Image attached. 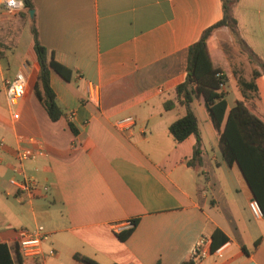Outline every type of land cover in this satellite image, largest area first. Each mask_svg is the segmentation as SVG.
<instances>
[{
	"label": "crops",
	"instance_id": "obj_1",
	"mask_svg": "<svg viewBox=\"0 0 264 264\" xmlns=\"http://www.w3.org/2000/svg\"><path fill=\"white\" fill-rule=\"evenodd\" d=\"M32 2L39 41L72 73L65 80L50 69L62 112L51 120L32 90L39 70L33 39L26 45L22 38L32 18L0 8V242L11 255L14 226L42 225L50 237L41 250H54L45 264H86L74 254L98 264H179L198 238L211 241L218 229L220 250L200 264H264V217L250 213L252 194L237 165L223 160L203 98L191 103L201 139L197 162L191 159L195 135L175 141L168 131L185 113L174 89L186 77L188 47L221 19L222 1ZM232 14L237 35L225 26L212 32V64L228 76L221 87L227 110L240 100L264 119V0H235ZM12 61L27 79L25 122L6 100ZM167 100L173 102L168 109ZM127 115L134 124L117 128L114 122ZM19 136L42 144L46 156L21 167L46 190L27 195L9 183L19 177L15 150L28 144ZM126 220L135 223L120 239L113 226Z\"/></svg>",
	"mask_w": 264,
	"mask_h": 264
},
{
	"label": "trees",
	"instance_id": "obj_2",
	"mask_svg": "<svg viewBox=\"0 0 264 264\" xmlns=\"http://www.w3.org/2000/svg\"><path fill=\"white\" fill-rule=\"evenodd\" d=\"M22 1L23 9L19 15L29 17L28 10L33 9V2L32 0ZM221 1V19L204 29L199 38L188 47L186 77L174 89L176 101L184 106L185 113L169 124L168 131L175 141H181L190 134L195 135L196 143L191 159L197 162L201 151V139L197 118L191 109V103L194 98L201 96L212 125L217 131L218 145L223 160L227 165H237L252 197L258 201L264 217V119L252 107L240 100H237L227 110L225 92L220 83H224L228 76L220 68L213 66L210 55L213 49L210 39L214 30L225 26L230 34L237 35L236 20L232 14L235 0ZM30 32L33 39L32 48L39 65L32 90L49 118L57 120L62 112L55 102L54 92L49 85V72L52 69L65 80H69L72 70L55 60L52 52L41 44L34 18L31 19ZM261 71L264 75L263 63H261ZM257 74L259 71L254 69L253 77ZM172 104L171 100H167L164 102V108L168 109ZM69 126L74 131L71 123ZM132 222L134 224L135 220ZM130 229L119 232L118 237L124 239L130 233ZM219 233L218 229L212 233L211 250L216 248L215 238ZM222 239L225 240L224 235H222ZM258 242L259 239L254 242V245H257ZM74 258L86 264H98L83 255L74 254ZM16 263H22L17 249L15 254L11 255L8 245L5 242H0V264ZM179 264H194V261L186 258Z\"/></svg>",
	"mask_w": 264,
	"mask_h": 264
},
{
	"label": "built area",
	"instance_id": "obj_3",
	"mask_svg": "<svg viewBox=\"0 0 264 264\" xmlns=\"http://www.w3.org/2000/svg\"><path fill=\"white\" fill-rule=\"evenodd\" d=\"M0 4L7 14H17L23 9L22 0H0ZM25 67V65L23 66ZM27 79L24 70L19 69L14 74V77L5 81V94L9 106L17 105L19 99L26 91ZM223 86V83H220ZM74 113L68 114L69 120L73 118ZM115 126L121 130L130 129L134 124V117L131 115L124 116L114 122ZM20 142L27 141V145H19L15 150L16 165L13 170L19 177L13 176L9 179V183L15 188L17 192L30 195L35 188L47 189V186L40 185L33 178L26 176L22 170V163L30 160L34 161L42 156H46V152L42 147L40 141L35 137H28L25 139L23 136L18 137ZM25 139V140H24ZM4 141L0 139V146ZM248 208L254 218H262L263 213L258 201L251 197L248 200ZM132 220H126L124 224L114 225L113 228L116 232H120L124 227L131 228L133 226ZM50 234L44 229L42 225H36L31 229L19 230L14 238V244L18 253L23 260H30L29 264H45V259L54 254V250L49 248L46 252L41 250L42 244L47 242ZM211 241L207 237H200L197 239L193 249L191 250L190 259L194 264H200L201 261L211 252ZM220 248L215 249L218 252Z\"/></svg>",
	"mask_w": 264,
	"mask_h": 264
},
{
	"label": "rangeland",
	"instance_id": "obj_4",
	"mask_svg": "<svg viewBox=\"0 0 264 264\" xmlns=\"http://www.w3.org/2000/svg\"><path fill=\"white\" fill-rule=\"evenodd\" d=\"M0 8L6 14V12L3 9L2 5L0 6ZM24 18H26V17H24ZM22 38L24 40V42H23L24 44H25V42H26V45H30L31 44V42H32V34L30 32V23H28V22H25L23 24V28H22ZM27 47H25V51H26ZM15 71H16V62L12 61L10 63L9 68H8V74L13 75V77H14ZM12 110H13L14 118L15 119L18 118L19 112H21V113H23L21 115V122H25L26 121L27 113H28L27 112L28 107H27V104H26V95H24L23 98H20L19 99L17 105L12 106ZM14 228L15 229H19V230L26 229L25 226H23V225L14 226Z\"/></svg>",
	"mask_w": 264,
	"mask_h": 264
},
{
	"label": "water",
	"instance_id": "obj_5",
	"mask_svg": "<svg viewBox=\"0 0 264 264\" xmlns=\"http://www.w3.org/2000/svg\"><path fill=\"white\" fill-rule=\"evenodd\" d=\"M28 14H29V17H30V18H33V15H34V9H29V10H28Z\"/></svg>",
	"mask_w": 264,
	"mask_h": 264
}]
</instances>
